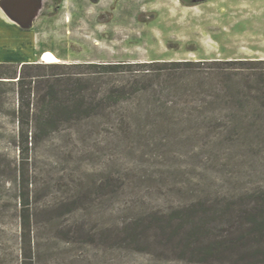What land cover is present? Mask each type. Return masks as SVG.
Returning a JSON list of instances; mask_svg holds the SVG:
<instances>
[{
  "label": "rangeland",
  "instance_id": "374dc122",
  "mask_svg": "<svg viewBox=\"0 0 264 264\" xmlns=\"http://www.w3.org/2000/svg\"><path fill=\"white\" fill-rule=\"evenodd\" d=\"M39 1L27 28L0 8V62L46 63L40 53L51 50L58 63L246 61L251 69L243 76L264 75V0ZM66 71L51 76L62 80L60 95L81 89L99 110L62 124L30 146L27 158L13 142L16 84L0 87V264H21L28 246L21 238L18 171L36 199L35 264H224L172 252L151 236L123 241V227L138 213L163 216L197 199L221 202L225 195L264 189V140L109 139L102 94L123 77L91 67Z\"/></svg>",
  "mask_w": 264,
  "mask_h": 264
},
{
  "label": "trees",
  "instance_id": "16d2710c",
  "mask_svg": "<svg viewBox=\"0 0 264 264\" xmlns=\"http://www.w3.org/2000/svg\"><path fill=\"white\" fill-rule=\"evenodd\" d=\"M247 64L220 60L0 62V87L14 82L17 87L13 142L21 158H27L30 146L47 139L62 124L97 114L99 105L88 102L81 89L62 90L60 95L62 80L51 78L64 77L66 70L82 67L123 77L102 94V118L111 126L106 135L109 139L128 143L264 140V88L259 85L264 75L243 76V71L251 69ZM18 172L21 238L28 245L24 246L21 264H35L30 233L36 199L30 195L28 178L23 171ZM122 233L123 241L136 243L151 236L153 242L171 246L172 252L202 262L213 259L224 264H264V189L238 197L225 195L221 202L197 199L163 216L138 213Z\"/></svg>",
  "mask_w": 264,
  "mask_h": 264
},
{
  "label": "water",
  "instance_id": "95a60500",
  "mask_svg": "<svg viewBox=\"0 0 264 264\" xmlns=\"http://www.w3.org/2000/svg\"><path fill=\"white\" fill-rule=\"evenodd\" d=\"M40 5L39 0H0L1 10L21 28L31 25Z\"/></svg>",
  "mask_w": 264,
  "mask_h": 264
},
{
  "label": "bare ground",
  "instance_id": "6f19581e",
  "mask_svg": "<svg viewBox=\"0 0 264 264\" xmlns=\"http://www.w3.org/2000/svg\"><path fill=\"white\" fill-rule=\"evenodd\" d=\"M41 61L46 63L59 62L60 58L56 56L51 50H45L40 53Z\"/></svg>",
  "mask_w": 264,
  "mask_h": 264
},
{
  "label": "crops",
  "instance_id": "0c3cea01",
  "mask_svg": "<svg viewBox=\"0 0 264 264\" xmlns=\"http://www.w3.org/2000/svg\"><path fill=\"white\" fill-rule=\"evenodd\" d=\"M33 44V43H32ZM23 62H28V61H21V63H23Z\"/></svg>",
  "mask_w": 264,
  "mask_h": 264
}]
</instances>
